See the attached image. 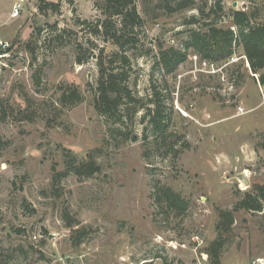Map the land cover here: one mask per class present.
Listing matches in <instances>:
<instances>
[{
	"label": "rangeland",
	"instance_id": "374dc122",
	"mask_svg": "<svg viewBox=\"0 0 264 264\" xmlns=\"http://www.w3.org/2000/svg\"><path fill=\"white\" fill-rule=\"evenodd\" d=\"M15 1L0 0V264H212L215 239L221 264H264V201L240 205L264 186L261 73L241 46L227 59L188 46L208 24L236 32L235 10L264 22V0H181L191 6L174 11L177 0H134L143 23L125 46L126 81L147 103L153 84L160 90L165 143L141 121L144 109L121 124L94 107L96 55L117 49L94 33L102 0H46L56 10L24 0L11 18ZM170 47L185 59L165 74L157 59ZM71 87L81 101L62 105ZM122 128L138 138L121 141ZM68 151L100 169L76 175ZM157 186L178 192L186 210L157 202ZM220 210L233 211L229 231L216 229Z\"/></svg>",
	"mask_w": 264,
	"mask_h": 264
},
{
	"label": "trees",
	"instance_id": "16d2710c",
	"mask_svg": "<svg viewBox=\"0 0 264 264\" xmlns=\"http://www.w3.org/2000/svg\"><path fill=\"white\" fill-rule=\"evenodd\" d=\"M102 11L105 18L95 26V35H103L117 46L115 51L105 54L101 49L96 55V65L98 77L94 89V107L106 120H113L118 123H125L126 116H133L138 111L143 110L141 121L146 122L150 127L151 134L157 140H165L167 129L170 126V119L166 114L160 99V90L153 84L149 99L145 102L144 98L137 96L126 81L127 68L131 66L132 56L125 49L126 45L136 43L134 36L137 34V27L142 25L143 20L137 12L134 0H102ZM191 6V2L183 3L177 0L176 6L170 8L172 11L184 9ZM49 7L56 10L57 3L40 0V8ZM254 14L249 16L243 10H235L231 13L235 32L231 28H219L215 24H208L205 30H192L189 33L188 46L194 48L205 58H229L234 50L233 45L241 46L243 55L249 64L252 73H261L260 82L264 83V22L254 23L251 20ZM192 18L188 23L194 22ZM82 23H85L83 21ZM161 46H159L160 48ZM149 52V49L147 50ZM185 59V54L170 47L159 51L157 59L161 70L167 74L173 72L179 63ZM78 62H83V58H78ZM81 94L77 87L64 89L58 101L62 105L75 104L81 101ZM2 117V116H1ZM132 120V117H130ZM126 124V123H125ZM146 134V132H145ZM120 140H136L137 134H132L123 128L117 131ZM146 138V137H145ZM172 147L174 144L171 145ZM169 147L168 150L172 149ZM179 150H174L178 155ZM67 169L79 176H91L100 168L93 158L83 162H77L76 155L69 151L65 153ZM254 193H246L241 206L246 209L260 210L264 201V186H257ZM157 202L164 201L168 207L183 212L187 208L188 202L181 195L168 186H157L155 193ZM216 229L224 232L229 231L234 221L233 211L220 210ZM73 222H68L71 226ZM82 232L78 231L77 236L81 237ZM79 242V241H78ZM223 241L215 239L209 245V254L212 264H221L220 251Z\"/></svg>",
	"mask_w": 264,
	"mask_h": 264
},
{
	"label": "built area",
	"instance_id": "2783aa9c",
	"mask_svg": "<svg viewBox=\"0 0 264 264\" xmlns=\"http://www.w3.org/2000/svg\"><path fill=\"white\" fill-rule=\"evenodd\" d=\"M23 1L24 0H16L14 2V4L12 5V9H11V12L9 14V16L11 18H15L17 16H19V13H20V10L22 8V5H23ZM1 44V42H0ZM246 64L247 66L249 67V64H248V61L246 60ZM254 76L258 77V74L257 73H253ZM258 80V83H259V86H260V89L263 90V87H264V83L260 82L259 79ZM263 96V100H264V94L262 95Z\"/></svg>",
	"mask_w": 264,
	"mask_h": 264
},
{
	"label": "bare ground",
	"instance_id": "6f19581e",
	"mask_svg": "<svg viewBox=\"0 0 264 264\" xmlns=\"http://www.w3.org/2000/svg\"><path fill=\"white\" fill-rule=\"evenodd\" d=\"M258 261H261V260H258Z\"/></svg>",
	"mask_w": 264,
	"mask_h": 264
}]
</instances>
